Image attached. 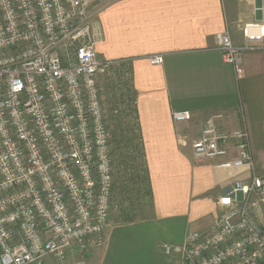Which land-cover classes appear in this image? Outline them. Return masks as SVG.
<instances>
[{"label": "built area", "instance_id": "built-area-1", "mask_svg": "<svg viewBox=\"0 0 264 264\" xmlns=\"http://www.w3.org/2000/svg\"><path fill=\"white\" fill-rule=\"evenodd\" d=\"M100 2L0 0L1 264H65L105 243L117 206L104 78L113 77L124 93L135 133L136 118L126 97L129 72L116 75L118 63L97 55ZM242 35V45L229 32L216 35V49L238 76L245 53L264 51V19L244 24ZM149 60L162 65L164 56ZM172 117L185 123L193 114ZM226 119L225 113L206 119L193 156L219 160L215 167L236 180L218 200L223 212L208 230L162 246L182 264H264V177L255 175L248 127L229 132L221 126Z\"/></svg>", "mask_w": 264, "mask_h": 264}, {"label": "crops", "instance_id": "crops-1", "mask_svg": "<svg viewBox=\"0 0 264 264\" xmlns=\"http://www.w3.org/2000/svg\"><path fill=\"white\" fill-rule=\"evenodd\" d=\"M236 7L235 0H101L97 5L98 58L118 63L116 75L130 74L126 97L135 103L136 133L129 131L143 155L151 212L110 222L105 243L77 264H182L162 246L180 245L190 232L208 230L223 212L218 200L236 180L215 167L219 160L193 156V141L215 114L227 115L221 126L229 132L248 127L255 175L264 177V51L245 53L238 76L216 49L222 32H229L234 44L244 43L242 24L264 19V0H250L249 22ZM154 55H163L164 63L152 65ZM177 111H190L192 120L176 123ZM248 178V173L240 176Z\"/></svg>", "mask_w": 264, "mask_h": 264}, {"label": "rangeland", "instance_id": "rangeland-1", "mask_svg": "<svg viewBox=\"0 0 264 264\" xmlns=\"http://www.w3.org/2000/svg\"><path fill=\"white\" fill-rule=\"evenodd\" d=\"M235 1L239 17L244 18V22H249L250 0ZM101 98L111 138L115 186L114 203L117 206L111 213L110 222L123 223L124 221L142 219L151 212V201L146 196L147 178L144 159L141 150L138 149L136 136L129 131L130 124L125 116L124 99L121 92L117 90L113 77L102 80ZM84 253L73 254L74 256L69 257L65 264H77L86 255ZM42 263L56 264V261L45 259Z\"/></svg>", "mask_w": 264, "mask_h": 264}, {"label": "trees", "instance_id": "trees-1", "mask_svg": "<svg viewBox=\"0 0 264 264\" xmlns=\"http://www.w3.org/2000/svg\"><path fill=\"white\" fill-rule=\"evenodd\" d=\"M130 130V129H129Z\"/></svg>", "mask_w": 264, "mask_h": 264}]
</instances>
